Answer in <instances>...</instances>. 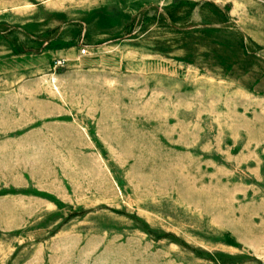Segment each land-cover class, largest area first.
I'll return each mask as SVG.
<instances>
[{"label":"rangeland","instance_id":"374dc122","mask_svg":"<svg viewBox=\"0 0 264 264\" xmlns=\"http://www.w3.org/2000/svg\"><path fill=\"white\" fill-rule=\"evenodd\" d=\"M0 264H264V0H0Z\"/></svg>","mask_w":264,"mask_h":264},{"label":"built area","instance_id":"2783aa9c","mask_svg":"<svg viewBox=\"0 0 264 264\" xmlns=\"http://www.w3.org/2000/svg\"><path fill=\"white\" fill-rule=\"evenodd\" d=\"M86 52H87V50L83 49V50L81 51V55H85Z\"/></svg>","mask_w":264,"mask_h":264}]
</instances>
